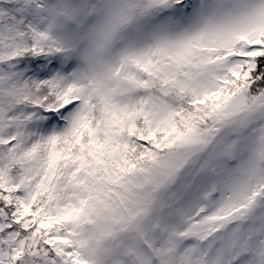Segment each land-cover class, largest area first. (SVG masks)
Masks as SVG:
<instances>
[{
    "label": "snow or ice",
    "instance_id": "6c2138e0",
    "mask_svg": "<svg viewBox=\"0 0 264 264\" xmlns=\"http://www.w3.org/2000/svg\"><path fill=\"white\" fill-rule=\"evenodd\" d=\"M0 264H264V0H0Z\"/></svg>",
    "mask_w": 264,
    "mask_h": 264
}]
</instances>
